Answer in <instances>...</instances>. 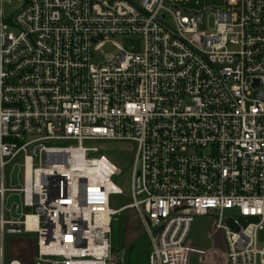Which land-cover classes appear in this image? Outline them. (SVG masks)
<instances>
[{"label": "built area", "instance_id": "2783aa9c", "mask_svg": "<svg viewBox=\"0 0 264 264\" xmlns=\"http://www.w3.org/2000/svg\"><path fill=\"white\" fill-rule=\"evenodd\" d=\"M15 1L0 0V264H124L110 234L127 209L148 264H190L196 216L220 241L198 264H264V0L199 19L187 0ZM93 141L135 144L119 209L122 169ZM28 233L25 257L6 248Z\"/></svg>", "mask_w": 264, "mask_h": 264}, {"label": "rangeland", "instance_id": "374dc122", "mask_svg": "<svg viewBox=\"0 0 264 264\" xmlns=\"http://www.w3.org/2000/svg\"><path fill=\"white\" fill-rule=\"evenodd\" d=\"M183 7L189 10H204L209 7H225V0H187L181 3ZM17 8V2L10 0L3 6L4 15H10ZM213 18L204 13L200 29L212 27ZM111 40L117 42L124 50L137 52L141 48L140 41H131L128 37H113ZM111 47L106 45L103 51H110ZM99 59V58H98ZM97 59V60H98ZM91 145L103 147L107 150V154L111 160L122 169V175L117 179L120 185L121 193L111 194L108 199V206L112 210L130 203V184H129V167L126 163L129 154H133L135 144L133 142H110V141H93ZM131 149V150H129ZM212 217L196 216L190 226L187 236V244L192 247L189 253V263L198 264V251L210 248L212 245L219 246L220 241L216 234H212ZM240 224L245 225V220L240 219ZM110 241L112 246V254L123 259L124 264L133 262L134 264H148V252L150 251L149 236L145 226L138 215L131 210L120 211L113 216L111 223ZM263 233L260 234V240L263 239ZM8 240L15 242L18 240L19 245L14 252L15 255L25 257L32 248L31 242L35 240L34 234L10 235L6 238V248H8Z\"/></svg>", "mask_w": 264, "mask_h": 264}, {"label": "water", "instance_id": "95a60500", "mask_svg": "<svg viewBox=\"0 0 264 264\" xmlns=\"http://www.w3.org/2000/svg\"><path fill=\"white\" fill-rule=\"evenodd\" d=\"M143 3V2H142ZM208 9L210 10H217V8L215 7H209ZM192 14H194L196 16L197 19H199L200 15H201V11L199 12H194V11H188ZM34 149V148H33ZM8 232H14V233H19L21 230L19 228H8L7 229ZM155 234H157V231H155Z\"/></svg>", "mask_w": 264, "mask_h": 264}, {"label": "crops", "instance_id": "0c3cea01", "mask_svg": "<svg viewBox=\"0 0 264 264\" xmlns=\"http://www.w3.org/2000/svg\"><path fill=\"white\" fill-rule=\"evenodd\" d=\"M19 241L18 240H16L15 242H13L12 241V243H10V249H11V251L15 254L16 252H14L15 250H13V249H16L17 248V246L19 245V243H18ZM13 248V249H12Z\"/></svg>", "mask_w": 264, "mask_h": 264}, {"label": "trees", "instance_id": "16d2710c", "mask_svg": "<svg viewBox=\"0 0 264 264\" xmlns=\"http://www.w3.org/2000/svg\"><path fill=\"white\" fill-rule=\"evenodd\" d=\"M109 156H112L113 157V154L110 153ZM126 163H127V161H126ZM127 264H134V263L133 262H130V263L127 262Z\"/></svg>", "mask_w": 264, "mask_h": 264}, {"label": "bare ground", "instance_id": "6f19581e", "mask_svg": "<svg viewBox=\"0 0 264 264\" xmlns=\"http://www.w3.org/2000/svg\"><path fill=\"white\" fill-rule=\"evenodd\" d=\"M28 220H29V218H28ZM29 223H30V221H29Z\"/></svg>", "mask_w": 264, "mask_h": 264}]
</instances>
